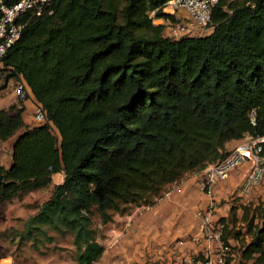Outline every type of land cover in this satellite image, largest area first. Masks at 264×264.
<instances>
[{
  "label": "trees",
  "instance_id": "16d2710c",
  "mask_svg": "<svg viewBox=\"0 0 264 264\" xmlns=\"http://www.w3.org/2000/svg\"><path fill=\"white\" fill-rule=\"evenodd\" d=\"M167 2L52 0L9 50L5 78L27 83L46 121L28 124L23 102L0 111V143L13 146L0 206L53 187L21 240L53 241L50 229L72 238L77 264H95L96 217L107 225L154 206L233 144L264 136V0H221L208 34L180 39L155 23ZM244 209L245 232L220 219L223 240L241 243L240 264H264V208Z\"/></svg>",
  "mask_w": 264,
  "mask_h": 264
},
{
  "label": "built area",
  "instance_id": "2783aa9c",
  "mask_svg": "<svg viewBox=\"0 0 264 264\" xmlns=\"http://www.w3.org/2000/svg\"><path fill=\"white\" fill-rule=\"evenodd\" d=\"M221 0H168L163 12L168 18L156 19V24H163L167 34L175 39L185 36H203L206 33L216 5ZM52 0H17L7 2L0 0V77L8 72L4 69V59L9 50L22 37L33 18L52 14ZM155 13V12H154ZM5 75V77H3ZM14 87L16 97L24 104L32 99L27 83L20 77L7 80ZM33 120L35 124L46 121L42 105L34 103ZM264 136H248L245 142L237 145L228 156L210 165L203 171L202 190L209 196L214 195L215 187L225 181L231 173L242 165L250 164L240 192L244 196L264 182ZM173 189V188H172ZM172 190L166 193L170 196ZM215 204L197 212L200 219V235L209 243L217 245V252L195 253L186 258L185 264H232L234 257L232 246L223 240L224 224L216 218Z\"/></svg>",
  "mask_w": 264,
  "mask_h": 264
},
{
  "label": "crops",
  "instance_id": "0c3cea01",
  "mask_svg": "<svg viewBox=\"0 0 264 264\" xmlns=\"http://www.w3.org/2000/svg\"><path fill=\"white\" fill-rule=\"evenodd\" d=\"M6 147L7 143H0V166H5L8 161ZM12 151L13 146L6 168L12 163ZM249 167L250 164H245L234 170L228 179L215 187L212 197L202 190L203 174L195 173L176 184L170 196L154 206L137 207L131 214L118 217V226L114 224L101 238L105 252L95 264H185L190 254H215L217 245L200 235V219L196 214L213 203L216 218L221 219L226 217L220 209V202L224 199L239 197L240 203H244L241 200L258 201L264 184L257 186L249 196L240 192Z\"/></svg>",
  "mask_w": 264,
  "mask_h": 264
},
{
  "label": "rangeland",
  "instance_id": "374dc122",
  "mask_svg": "<svg viewBox=\"0 0 264 264\" xmlns=\"http://www.w3.org/2000/svg\"><path fill=\"white\" fill-rule=\"evenodd\" d=\"M206 33H209L208 29ZM3 77H5V75ZM20 102L21 101L15 95L14 87L6 78H3V80L0 81V111L9 108L11 105L19 106ZM33 114L34 104L33 100H30L26 103L25 114L26 122L28 124L35 122L33 120ZM55 132L57 136H59L56 130ZM245 141L246 139H243L242 141L233 144L230 150H234L237 145ZM6 149L9 150L8 154L10 155L12 141L7 142ZM9 155L7 159L8 161L4 164L5 166H8L10 163ZM63 181L64 173H60L54 177V184H60L63 183ZM263 184L264 182L262 185ZM52 190L53 187L39 190L28 194L21 200L6 202L0 206V264H77L75 260V249L72 245V238L70 236L63 238L54 231L46 228L48 229V236H51L53 241H48L45 236H40V240L37 241L35 245L30 238L21 240L20 234L24 230V224L30 217L38 212L41 204L49 199ZM238 198L239 197L234 200H231L230 198L222 200L220 202V209L222 210V214L226 213V217L222 218H225V225L230 223V231L242 230L245 232L247 223L243 221V216L246 212L244 208L247 207L250 217H254L260 208H264V191L258 197V201L254 200L246 202L241 200V202L244 203H240ZM135 209L136 207H131L132 212ZM232 213L238 218V223L236 225L231 224ZM118 217L120 218L122 216L116 215L115 221L107 225H102V222L98 217L94 219V224L101 237H105L106 233L114 226V224L118 226ZM256 222H258V220ZM249 239V237L246 238L247 241ZM230 244H232V249H234L232 264H240L239 249L241 243L239 244L236 240L231 239Z\"/></svg>",
  "mask_w": 264,
  "mask_h": 264
},
{
  "label": "water",
  "instance_id": "95a60500",
  "mask_svg": "<svg viewBox=\"0 0 264 264\" xmlns=\"http://www.w3.org/2000/svg\"><path fill=\"white\" fill-rule=\"evenodd\" d=\"M8 182L6 181V178L4 175L0 174V186L5 187L7 186Z\"/></svg>",
  "mask_w": 264,
  "mask_h": 264
}]
</instances>
